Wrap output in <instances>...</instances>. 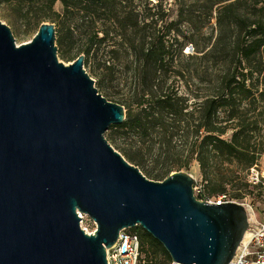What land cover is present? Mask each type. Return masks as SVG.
<instances>
[{"label": "water", "instance_id": "obj_1", "mask_svg": "<svg viewBox=\"0 0 264 264\" xmlns=\"http://www.w3.org/2000/svg\"><path fill=\"white\" fill-rule=\"evenodd\" d=\"M83 59L58 58L52 22L16 44L0 20V264H107L119 231L138 225L173 261L228 263L244 205L198 199L187 171L154 180L126 160L104 136L124 106L98 92Z\"/></svg>", "mask_w": 264, "mask_h": 264}, {"label": "trees", "instance_id": "obj_2", "mask_svg": "<svg viewBox=\"0 0 264 264\" xmlns=\"http://www.w3.org/2000/svg\"><path fill=\"white\" fill-rule=\"evenodd\" d=\"M12 1L0 0V4ZM15 1L20 14L34 11L37 26L43 17H53L50 21L54 22L55 42L62 58L73 60L83 53V64L89 60L94 63L92 70L99 76L102 95L108 100L113 97L125 109L124 120L110 124L106 138L146 177L162 180L171 171L188 169L194 161L204 198L227 193L236 199L242 189L250 186L261 193L260 184L248 182V174L264 153V0H202L210 18L215 7L217 34L200 57L187 55L204 62L214 59L211 64L194 68L200 80L206 75L211 79L200 95H195L198 101L190 111L187 98L165 79L166 72L172 70V44L165 39L167 32L174 30L182 35V40L174 37L178 55H184L182 48L187 41L199 48L197 31L201 25H196V12L189 4L182 3L177 18L168 22L166 33L158 34V29H151V21H144L146 15L124 9L126 2L133 0H60L61 12L52 11L56 0ZM73 8L82 11L80 18L92 30L75 35L69 29ZM181 23L194 31L181 30ZM110 27L115 28L114 35L120 36L119 44L131 58L136 78L121 96L108 90L99 71L102 66L111 68L104 64L101 47L112 33ZM226 29L229 34H225ZM108 52L113 55L116 51ZM172 71L180 74L179 69ZM229 130L230 135L225 136ZM190 136L192 140L187 142ZM149 161L156 167H149ZM228 186L236 190L233 195ZM144 234L147 240L140 237L143 264H151L150 252L157 251L170 261L161 243L148 232ZM145 245L150 249L148 255Z\"/></svg>", "mask_w": 264, "mask_h": 264}, {"label": "rangeland", "instance_id": "obj_3", "mask_svg": "<svg viewBox=\"0 0 264 264\" xmlns=\"http://www.w3.org/2000/svg\"><path fill=\"white\" fill-rule=\"evenodd\" d=\"M34 2L35 1H33V3ZM182 3L189 4L190 9L195 10L196 12L197 20L195 21V23L196 25H201L197 31L199 35L200 44L199 48L197 49L192 42L187 41L182 48V52L184 53V55H178L176 52L177 43L175 42L174 37L177 40H182V35L180 33L176 34L174 30L167 32V36H165V39L168 40V44H172V54L170 55L172 58V66L170 68L172 70L179 69L180 74L177 75L175 72L170 70L169 72H166L165 79L167 83H174V85L177 87L178 93L187 98V110L190 111L194 109V106L198 101V98H196L195 95L201 93L202 88H205V85H207L208 81L211 79V75H206L203 77L205 78L204 80H200L201 78L199 74L195 72L194 68L204 63L211 64L214 59L211 58L204 62L199 58H188L187 55L189 54L200 57V55L209 47L210 43L214 40L215 35L217 34L215 7L211 10L213 16L212 18L209 17L207 11L208 8L202 0H149L148 3H145L144 1L133 0L132 2H126L124 9H133L135 11L137 10L140 14L146 15L144 21H151V29H153L152 27L155 28V31L156 29H158V34H160L166 33L168 22L177 18L178 10ZM62 7L63 6L60 0H56L52 6V11L61 12ZM24 9L25 8H23L22 11H25ZM71 11L72 16L69 20V29L73 31L75 35L78 32L87 33L88 31L92 30V27L88 26V24L85 23L83 18H80L82 15L81 10L78 11L77 9L73 8V10ZM48 13H51V11H48ZM52 18V16H45L43 17V21L51 22L50 20H53ZM0 20H2L5 24L10 27L16 44L30 40L38 29L34 17V11L30 12L27 15L20 14L15 0L10 3L0 4ZM98 23H100L101 25L102 21H99ZM105 25L108 24L105 23ZM112 25L114 26L115 24L112 23ZM110 29L112 30V33H109V36L101 43V47L104 49V64L105 66H111V68H106L102 66L99 71L105 79V83L108 85V90L114 93L115 96H121L125 95L127 88L135 81L136 78L134 77L131 71V58L124 54L122 50L123 47L119 44L121 41L120 36L114 35L113 31H116L114 30L115 28L110 27ZM180 29H188L190 31L193 29L194 31L193 27L189 28L182 23L180 24ZM229 32L230 31L228 29L225 30V34H229ZM109 49H115L116 52L113 55H110V53L108 52ZM57 56L60 60L64 61L65 63H69L70 61H72L62 58V56L58 52V49ZM82 67L85 72L93 78L94 86L98 89V92L103 94L104 91L102 90V88L99 89L98 87L99 76L96 75L92 70L94 68V63L89 60L86 64H83ZM156 78L160 79L161 77L157 75ZM108 98H111V101H115L113 97ZM107 131L108 130L104 132L105 137ZM230 133L231 131L229 130L225 134V136H229ZM191 140L192 137L190 136L188 137L187 142H190ZM110 144L112 145V143ZM112 146L114 147V145ZM147 165L149 167H156L155 163L150 161L147 162ZM256 169L259 172L264 171V153L260 157ZM181 170H185L193 175L194 195L200 200H205L206 198H204L202 194L203 190L202 185L200 183V174L198 171L197 164L193 161L190 163L188 169L182 168ZM234 191L236 190L232 186H228V192L230 194L233 195ZM235 198L239 201H245L251 204L256 211L257 218L260 220L264 219V211L262 209L264 205V197L259 191H257V189L251 186L246 189H242L240 195ZM80 216H82V222L80 220V225H82V227H84L86 231H93L95 229V224L93 220L88 215L83 213H80ZM131 229L137 231L141 238H147L144 234L145 230L139 225L133 226L131 227ZM145 247L147 249L146 253L148 255V251H150V249L146 245ZM150 255L152 256L151 264H169L170 262L166 259L163 253L159 251L154 253L150 252Z\"/></svg>", "mask_w": 264, "mask_h": 264}, {"label": "built area", "instance_id": "obj_4", "mask_svg": "<svg viewBox=\"0 0 264 264\" xmlns=\"http://www.w3.org/2000/svg\"><path fill=\"white\" fill-rule=\"evenodd\" d=\"M256 167L257 165L250 167L248 182L251 184H260L261 193L264 197V171L259 172ZM205 200L210 203L227 201L240 202L247 211L248 226L245 232H248V237L245 242L240 241L234 256L225 264H264V219L260 220L257 218L254 207L245 201H238L231 198L227 193H221L215 197L206 198ZM262 209L264 211V205ZM82 228L86 231L84 227ZM86 232L92 233L93 231ZM106 260L107 264H143L144 261L140 255L139 233L132 230L131 227L121 229L116 241L110 247L106 248ZM169 264L181 263L170 260Z\"/></svg>", "mask_w": 264, "mask_h": 264}, {"label": "bare ground", "instance_id": "obj_5", "mask_svg": "<svg viewBox=\"0 0 264 264\" xmlns=\"http://www.w3.org/2000/svg\"><path fill=\"white\" fill-rule=\"evenodd\" d=\"M247 237H248V232H245L244 235H243L242 242H245Z\"/></svg>", "mask_w": 264, "mask_h": 264}]
</instances>
